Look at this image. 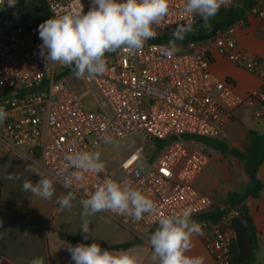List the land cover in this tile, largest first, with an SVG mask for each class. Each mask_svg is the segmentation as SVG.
Listing matches in <instances>:
<instances>
[{
    "label": "built area",
    "instance_id": "1",
    "mask_svg": "<svg viewBox=\"0 0 264 264\" xmlns=\"http://www.w3.org/2000/svg\"><path fill=\"white\" fill-rule=\"evenodd\" d=\"M46 2L51 18L81 6L86 13L91 7V0ZM183 3L169 0V15L140 52L106 53L105 73L77 78L72 68L46 64L41 58L38 26L19 21L4 30L3 24L16 15H5L6 2H0V107L8 113L0 122V143L29 158L63 186L61 177L76 171L65 168L68 153L99 151L110 145L103 139L106 136L111 137V144L140 136L141 146L124 157L116 170L105 164L98 173L81 171V178H74L71 188L63 187L82 199L107 179L130 180L154 201L157 211L145 214L140 221L103 213L136 236L159 226L161 213L170 215L190 208L193 218L220 208L226 212L221 221L198 223L215 264H232L236 233L231 219L235 212L195 188L196 178L211 157L204 147H194L195 141L184 136L221 139L225 126L241 112L264 120V60L239 47L236 26L207 40L183 44L185 49L172 58L162 56L159 47L166 44L159 40L189 20ZM221 8H234V0ZM248 15L259 18L264 27V0H256ZM191 19L195 22L197 18ZM216 56L256 76L260 87L240 95L231 80L211 72ZM89 105L94 108L88 109ZM147 147L159 151L158 155L149 157Z\"/></svg>",
    "mask_w": 264,
    "mask_h": 264
},
{
    "label": "clouds",
    "instance_id": "2",
    "mask_svg": "<svg viewBox=\"0 0 264 264\" xmlns=\"http://www.w3.org/2000/svg\"><path fill=\"white\" fill-rule=\"evenodd\" d=\"M7 7L14 8L17 0H0ZM228 0H184L183 12L189 17L186 24L179 25L172 33L173 39L159 47L160 54L172 58L181 49L177 41H183L185 35L193 31L191 17L199 16L207 22L213 18ZM169 0H91V7L85 13L83 6L68 14L48 18L38 26L42 40L40 56L46 64H60L73 69L77 78L102 75L107 71L106 53L122 52L135 55L140 52L147 40L155 38L161 22L169 15ZM8 113L0 107V122ZM111 144V137L103 138ZM99 151H72L65 156L66 169L76 171L64 174L61 179L65 188H71L80 172H100L105 163ZM36 183L23 182L22 188L33 196L51 200L55 194V179L43 173H36ZM76 193L68 191L56 199L57 211L73 208ZM83 219L80 232L87 241L90 230L87 217L101 212H110L117 216L140 221L145 214H153L157 206L141 190L132 186L130 180L123 182L107 179L98 186L88 198L79 201ZM192 210L185 208L179 213L158 217V227L149 237L152 248V260L159 264H204V257L189 256L192 238L203 235L202 225L191 218ZM67 251L74 264H140L137 256L129 251L111 252L102 249L100 244H67ZM30 264H44V258L38 257Z\"/></svg>",
    "mask_w": 264,
    "mask_h": 264
},
{
    "label": "crops",
    "instance_id": "3",
    "mask_svg": "<svg viewBox=\"0 0 264 264\" xmlns=\"http://www.w3.org/2000/svg\"><path fill=\"white\" fill-rule=\"evenodd\" d=\"M236 5L237 1L234 0V7ZM245 18L235 28V38L239 47L264 60L263 22L254 16L248 15ZM179 47L185 49L184 45ZM228 63L224 58L213 57L210 70L213 74L222 76L224 80H231L242 96L260 87L261 81L246 71L248 82H240L230 73L225 72L224 66ZM251 131L264 134V120L246 117L241 112L237 119L225 126L221 139L226 141L231 148L242 150ZM107 146L101 149H106ZM203 147L211 160L196 178L194 186L199 192L223 203L228 192L248 182V177L244 172V163L236 158L223 156L220 152L205 145ZM107 166L111 170H116L119 165L116 169L114 165ZM37 172L47 175L29 158L0 143V190L3 195L0 207V264H30L32 259L38 257L44 258V264H74L65 247L70 243L61 240L59 234L65 233L84 240L80 232L84 219L81 216L82 206L79 203L81 198L76 196L73 208L60 212L57 211L59 205L56 204V199L65 195L68 190L57 181L54 184L56 191L51 200H44L33 196L30 192L23 191L22 185L25 180L37 182L39 179ZM258 174L263 190L258 199L248 198L246 205L256 235V246L253 249L252 258L258 264H264V161ZM86 219L89 220L92 232L87 242L119 246L138 239V244L123 251H129L137 256L140 264H159L158 261L152 260L153 250L149 244V237L158 226L149 231H142L136 236L131 230L120 226L103 212ZM192 244L193 247L186 253L187 255L202 256L204 264H215L201 236H194Z\"/></svg>",
    "mask_w": 264,
    "mask_h": 264
},
{
    "label": "trees",
    "instance_id": "4",
    "mask_svg": "<svg viewBox=\"0 0 264 264\" xmlns=\"http://www.w3.org/2000/svg\"><path fill=\"white\" fill-rule=\"evenodd\" d=\"M255 3L256 0H242V5L239 8H232L228 10L220 8L218 13L207 22V25H205V21L202 18L196 19V21L193 23V31L187 33L183 41H177L178 46L191 41L207 40L212 38L218 31H223L232 26H236L241 20L246 19L245 17L247 11H249L255 5ZM4 14H8L9 16L15 14L20 22L30 26H39L46 19L51 18L46 0H21L17 2L14 8L7 7V10ZM174 30L168 32L159 41L161 43L167 44L169 40L173 39L172 33ZM184 139L201 143L220 152L223 156L233 157L241 160L244 163V172L248 177V182L245 185L228 192L223 204L228 210L234 211L238 209L244 215L248 216L254 249L256 246V235L253 229L251 216L248 213L246 201L248 198L258 199L263 190V184L259 178L258 171L264 161V134L251 131L247 138V143L242 150L231 148L229 144L222 139H206L191 136H184ZM162 147L163 144L160 143L158 145L159 150H161ZM2 200L3 195L0 190V207ZM225 215L226 212L221 211L220 208L216 207L209 212L193 217L192 219L196 222L203 221L217 223L221 221ZM59 237L61 240L68 241L73 246L79 243H92L67 235L65 233H60ZM138 243V239H135L130 243L119 246H107L101 244L100 246L102 249L125 250ZM235 256L236 243L233 245L232 264H235ZM249 264H253V258H251Z\"/></svg>",
    "mask_w": 264,
    "mask_h": 264
},
{
    "label": "rangeland",
    "instance_id": "5",
    "mask_svg": "<svg viewBox=\"0 0 264 264\" xmlns=\"http://www.w3.org/2000/svg\"><path fill=\"white\" fill-rule=\"evenodd\" d=\"M237 5L234 8L241 7L242 0H236ZM199 18V16H196ZM19 24V20L16 16H13L12 21L6 22L3 24L4 30H9L13 25ZM180 49H183L180 47ZM181 52V50L179 51ZM224 71L227 73H230L232 77L238 79L240 82H248V73L245 71H242L238 69L235 65L228 63L226 66H224ZM217 77L223 79L222 76H219L218 74L214 73ZM236 91L238 92V89L236 88ZM87 102H90V99H86ZM94 107L92 105H89L88 109H93ZM142 144V139L140 136H131L126 139L120 140L117 143H113L105 147L106 149H101V159L104 160L107 165H114L115 169L119 165V162L121 159L126 157L129 153L135 151L139 146ZM193 146L196 148L203 147V144L194 142ZM159 151H155L151 147H147V154L149 157H152L153 155H158ZM155 157V156H154ZM255 258V257H254ZM253 264H258V262L253 261Z\"/></svg>",
    "mask_w": 264,
    "mask_h": 264
},
{
    "label": "water",
    "instance_id": "6",
    "mask_svg": "<svg viewBox=\"0 0 264 264\" xmlns=\"http://www.w3.org/2000/svg\"><path fill=\"white\" fill-rule=\"evenodd\" d=\"M235 216L231 219V226L236 233L235 264H249L253 253V240L248 216L238 209L234 210Z\"/></svg>",
    "mask_w": 264,
    "mask_h": 264
}]
</instances>
